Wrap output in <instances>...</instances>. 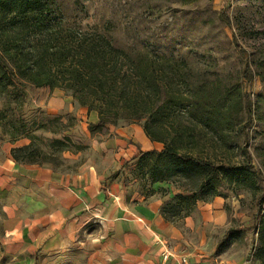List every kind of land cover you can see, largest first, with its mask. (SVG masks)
<instances>
[{"label":"rangeland","instance_id":"obj_1","mask_svg":"<svg viewBox=\"0 0 264 264\" xmlns=\"http://www.w3.org/2000/svg\"><path fill=\"white\" fill-rule=\"evenodd\" d=\"M56 3L59 12L71 23L111 29L119 47L159 53L177 62L178 71L188 75V84L181 87L185 98L200 87L221 84L227 105H231L232 119L225 131V144L214 149V142L207 137L199 139L191 149L199 157H216V163L229 161L235 166L246 163L249 157L262 178L257 180L255 191L222 182L216 186L219 195L198 201L188 216L194 223L193 229L187 231L183 221L169 223L181 229V239L159 241L150 234V240L140 242L138 248L145 246L161 254L165 248L184 250L199 264L224 257L229 264H260L255 259L258 235L248 229L264 220V201L261 212L256 210V198L264 190V0H57ZM25 91L22 120L29 135L37 139L31 141L25 135L11 141L0 127V161L9 156L15 162L11 150L32 144L47 161L38 166L64 175L77 173L85 163L97 164V143L108 138V128L92 126L97 118L93 123V113L79 106L67 92L29 86ZM180 120L186 123L187 116ZM124 124L142 128L141 123L123 121L115 127ZM110 179L116 184L115 191H123L122 196L135 211L139 206L150 205L159 209L161 218V208L188 187L183 181L149 185L141 180L135 161L121 167ZM151 189L155 193L148 196ZM85 211L89 221L78 233L75 244L65 252L41 257L36 264H100L101 258L92 256L90 241L97 237L98 243L105 240L108 246L121 244L112 240V231L105 235V222L97 217V205ZM120 218L115 220L125 219ZM126 218L131 222L143 220L137 213ZM128 232L137 238L133 242L142 241L135 230ZM177 244L182 247L179 249ZM112 255L115 254L104 259L108 263L119 260Z\"/></svg>","mask_w":264,"mask_h":264},{"label":"trees","instance_id":"obj_2","mask_svg":"<svg viewBox=\"0 0 264 264\" xmlns=\"http://www.w3.org/2000/svg\"><path fill=\"white\" fill-rule=\"evenodd\" d=\"M56 1L0 0L3 134L11 141L25 135L36 140L22 120L25 90L28 86L59 89L97 116L92 126L138 122L150 141L163 145L160 151L141 152L131 161L136 162L141 180L149 185L181 181L188 185L161 208L167 222L183 220L198 201L218 196L216 186L222 182L258 190L257 180L262 178L249 157L246 163L235 166L229 161L216 163V157H199L191 149L207 137L214 142V149L225 144V131L232 119L231 105H227L221 84L200 87L183 97L181 87L188 84V75L178 71L177 62L159 53L117 46L108 27L71 23L59 12ZM247 113L249 116L250 111ZM184 115L186 123L180 120ZM54 143L63 145L61 141ZM11 156L20 164L47 162L32 144L12 149ZM154 193L151 189L148 196ZM263 201L264 190L256 198L257 213ZM248 230L258 235L255 259L264 264V220Z\"/></svg>","mask_w":264,"mask_h":264},{"label":"crops","instance_id":"obj_3","mask_svg":"<svg viewBox=\"0 0 264 264\" xmlns=\"http://www.w3.org/2000/svg\"><path fill=\"white\" fill-rule=\"evenodd\" d=\"M91 118L96 122L95 114H91ZM107 128L108 138L97 143V164L85 163L73 175L38 165L16 164L9 156L0 161L1 264H36L45 255L67 251L89 221L86 208L95 205L97 217L104 219L105 235L112 231V240L121 243L108 246L105 240L98 243L97 237L90 241L92 256L101 258L100 264H158L161 259L162 264H180L182 257H186L189 264H199V260H193V255L184 254V250L165 248L161 254L145 246L138 248L140 242L150 240V234L159 241L181 239V229L169 225L158 215L159 209L150 205L139 206L135 211L125 201L123 191H115L116 184L110 178L139 153L162 148L160 143L150 141L139 125ZM136 213L143 219L141 222L126 218ZM119 217L125 219L115 220ZM181 222L187 231L194 228L189 217ZM129 229L130 232L135 230L142 241L133 242L137 238L129 234ZM177 245L179 249L182 247ZM165 252L170 254L167 261L162 256ZM112 253L115 254L112 257L119 260L108 263L104 258ZM207 264L229 262L224 257Z\"/></svg>","mask_w":264,"mask_h":264},{"label":"built area","instance_id":"obj_4","mask_svg":"<svg viewBox=\"0 0 264 264\" xmlns=\"http://www.w3.org/2000/svg\"><path fill=\"white\" fill-rule=\"evenodd\" d=\"M169 257H170V254L168 252H165L164 255H163V260L167 261ZM180 264H189L187 259H186V257H182L181 258Z\"/></svg>","mask_w":264,"mask_h":264}]
</instances>
